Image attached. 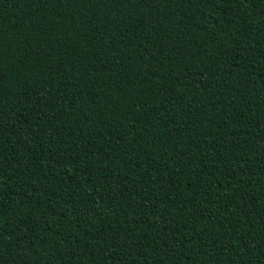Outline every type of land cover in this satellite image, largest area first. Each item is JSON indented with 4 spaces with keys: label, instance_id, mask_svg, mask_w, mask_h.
Wrapping results in <instances>:
<instances>
[{
    "label": "trees",
    "instance_id": "1",
    "mask_svg": "<svg viewBox=\"0 0 264 264\" xmlns=\"http://www.w3.org/2000/svg\"><path fill=\"white\" fill-rule=\"evenodd\" d=\"M0 264H264V0H0Z\"/></svg>",
    "mask_w": 264,
    "mask_h": 264
}]
</instances>
